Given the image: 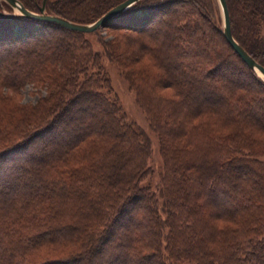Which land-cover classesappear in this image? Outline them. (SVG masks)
<instances>
[{
  "label": "trees",
  "instance_id": "1",
  "mask_svg": "<svg viewBox=\"0 0 264 264\" xmlns=\"http://www.w3.org/2000/svg\"><path fill=\"white\" fill-rule=\"evenodd\" d=\"M18 1L36 14L43 2ZM123 1L90 10L46 0L44 12L86 25ZM225 1L233 39L264 68V0ZM12 13L0 1V264H264V121L255 112L264 81L226 41L217 0H140L108 22L138 34L136 43L126 35L103 43L109 60L127 68L144 54L162 69L123 70L158 140L159 197L143 185L150 140L110 98L86 34ZM160 21L161 41L151 32ZM233 64L242 75L226 69ZM164 74L173 91L184 89L178 98L159 92ZM212 81L229 83L226 99ZM26 86L38 96L33 104L15 99ZM197 95L220 110L183 103ZM88 100L101 108L66 145L44 161L23 154L65 134L71 108ZM19 161L43 178L23 181L31 167Z\"/></svg>",
  "mask_w": 264,
  "mask_h": 264
},
{
  "label": "rangeland",
  "instance_id": "2",
  "mask_svg": "<svg viewBox=\"0 0 264 264\" xmlns=\"http://www.w3.org/2000/svg\"><path fill=\"white\" fill-rule=\"evenodd\" d=\"M3 1V0H0ZM102 1V3H104V6L106 5L107 2H110L111 0H74V4L77 6H86L88 8L94 9V8H100V2ZM87 8V10H88ZM243 10V7H242ZM7 12H5L6 14ZM15 15L16 12L13 10L12 15ZM165 19V18H163ZM166 20V19H165ZM109 22V21H108ZM108 22H106L104 24L103 27H101L99 30L95 31V33H90V34H86L85 39L88 41V43L91 45V48L94 52H97L100 54V66H101V72L103 74H105V76L108 78L109 80V85H110V93L109 96L110 98L116 100V102L119 103L120 107L122 108V111L124 113L125 119L128 123L130 124H134L136 127H138L140 130H142L144 132V134L147 135V137L150 140L151 143V154H150V159L148 160V166L151 168V173L150 175H148V177L143 181V185L148 186L151 188V190L153 192H155L157 194V197H159V191H160V181H161V175L163 173V161L162 158L160 156L159 153V145H158V140L156 135L150 130V126H149V120L147 115L145 114V112L140 108V106L137 104L136 101V94L135 92L130 88L128 82L125 80V77L123 75V70L127 71L130 73V71L134 70L137 71L139 69H146V70H158L162 73V69L159 68L155 63H153L152 61H150L144 54L141 55V57H139V59H137V61H135V63L131 64L129 67H125L126 65V61L123 59L121 60L120 66L114 62H112L111 60H109L106 56H105V51L103 48V43L105 42H111L112 41H121L123 43V41L121 40V36H125L126 37H130L134 43H136L138 40V34L132 30H128L125 28L130 27L128 25V23H114L111 26H108ZM166 23H164V21H160L158 24H154V26H152V35L154 37V39H159L161 41V34L163 32H165L167 30L166 27ZM125 27V28H122ZM172 34L174 35V32L172 31ZM140 41L143 43V39L140 38ZM181 44V43H180ZM179 44V45H180ZM63 45V44H62ZM127 45V42H126ZM56 46H61V44L58 42V44H56ZM136 46V45H134ZM125 48V47H123ZM127 49V47H126ZM124 50H121V53ZM119 55V53H117ZM177 54V53H176ZM167 56H165L166 59H168L169 61H172L174 63L180 62V59H178V57L176 58L168 55L166 53ZM120 56V55H119ZM223 58H226L228 63H234V60L230 57L227 56ZM188 61H194L192 60V58H188L186 59ZM226 69H231L234 73H236L237 75H242L240 74L239 69L237 68V66L233 65H226ZM184 69V68H182ZM239 71V72H238ZM178 72H176V74H178ZM258 77L264 81V78L258 74ZM164 76V81L162 82V86L166 87V88H161L159 90V92L164 95V96H168V97H176L178 98L179 95H181L182 90L180 88H178V92L173 91L170 88V82H172V79H169L167 76ZM217 79H221L222 81L224 80L222 77L220 78V76H218V74L215 75ZM231 77V76H230ZM244 79V76H242ZM232 78V77H231ZM214 80V79H213ZM225 81V80H224ZM214 81L210 82L211 84ZM244 83H246V80L244 79ZM215 86V91L220 94L223 95V97L226 99L227 97V92L228 89L231 87L229 85V83H222L221 87L220 84L218 83H213ZM212 84V85H213ZM248 89L252 90V87L250 86L249 83L246 84ZM210 89V90H209ZM203 90L205 91H211V88L209 87V85L206 88H203ZM33 89L31 86H26L22 91H21V96H16L15 99L18 101L20 104L23 103H35L38 100V96L37 95H32L33 93ZM187 99V98H186ZM185 99V102L183 100V103L186 106H190L188 105L189 103L192 104V106L195 105V103L197 102L198 104H202L205 106H212L213 108H217V110H220V108L217 107V105H219V103L217 101H209L206 100L205 98H201L200 95H197L196 97H192L189 98L188 100ZM85 109L81 110V111H77L75 108L77 107H72L71 109V113L69 114L70 120L67 122L66 125V133L65 134H61V132L59 134H57V136L51 140H48V142L46 143V145L44 146H40L39 149L35 148L34 149V144H31L30 147H26L25 152L23 153L24 155L27 156H32L35 157L36 159H39V161H44L46 159V156L50 153V151L54 150L56 147H61L63 145H66V142H69L71 140V137L69 135L70 131L74 129L75 126H78L80 121H88L93 120V114L101 108L100 105L95 104L94 102H90L89 100L86 102L85 104ZM81 107V106H79ZM223 108V107H222ZM189 109V108H188ZM226 111L230 112V107L226 106L224 108ZM222 109V110H224ZM255 112H256V117L259 118L260 121H264V108H255ZM68 116V115H67ZM66 118V117H65ZM64 118V119H65ZM63 118L61 119L64 120ZM264 126V124H262ZM38 143V142H37ZM33 148V149H32ZM28 149V151H27ZM27 153V154H26ZM264 159V158H263ZM16 162V161H15ZM18 164V163H17ZM19 164H25V167H31L30 169L26 170V173H22V178L23 181L26 180H35L38 177L40 180L43 177H40L39 174L36 172V170H34L33 163L31 161H26L23 163V161H19ZM37 176V177H36ZM245 177H247V175H245ZM244 177V178H245ZM253 179V178H252ZM34 190L39 191L41 189H43L44 187H42L43 185H41L40 183H35L34 182ZM1 187V185H0ZM161 201V200H160ZM235 200H233V202H229L227 205L228 208H233L235 206L234 203ZM127 221V220H126ZM130 224H134L135 221L133 219L129 220ZM117 235L115 234L114 238L116 239ZM124 264H138L136 260L131 259L128 262H125ZM180 264H187V263H180Z\"/></svg>",
  "mask_w": 264,
  "mask_h": 264
},
{
  "label": "water",
  "instance_id": "3",
  "mask_svg": "<svg viewBox=\"0 0 264 264\" xmlns=\"http://www.w3.org/2000/svg\"><path fill=\"white\" fill-rule=\"evenodd\" d=\"M6 2L17 14L54 23L59 26H62L64 28H67L72 31H77L84 34H90L97 30H99L101 27L104 26V24L111 19L115 18L119 14L123 13L127 9H129L132 5L137 3L140 0H125L116 7L112 8L108 12H106L102 17H100L98 20L91 24H77L70 21H67L63 18L54 16V15H46L45 10V2L46 0H43L42 5L39 9V13H32L25 9L22 4L18 0H3ZM221 19H222V26H223V35L228 42V44L232 47V49L235 51V53L241 58V60L245 63V65L255 71L256 73L260 74L264 78V68L260 66L254 59H252L233 39L230 29V19L229 14L227 10V5L225 0H217Z\"/></svg>",
  "mask_w": 264,
  "mask_h": 264
}]
</instances>
